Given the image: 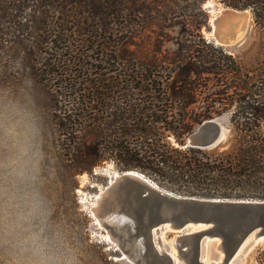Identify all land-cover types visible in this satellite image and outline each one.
<instances>
[{"label":"trees","instance_id":"trees-1","mask_svg":"<svg viewBox=\"0 0 264 264\" xmlns=\"http://www.w3.org/2000/svg\"><path fill=\"white\" fill-rule=\"evenodd\" d=\"M200 1L0 0V18L20 37L24 68L68 97L50 116L70 162L108 159L175 193L264 198V0H220L250 11L242 53L203 38ZM136 16L178 26L168 61L125 47ZM202 73L211 90L208 109L196 111ZM221 114V140L186 144L201 120Z\"/></svg>","mask_w":264,"mask_h":264},{"label":"rangeland","instance_id":"rangeland-1","mask_svg":"<svg viewBox=\"0 0 264 264\" xmlns=\"http://www.w3.org/2000/svg\"><path fill=\"white\" fill-rule=\"evenodd\" d=\"M186 3L191 7V0H186ZM200 8L207 14V21L201 26L200 33L206 41L215 44L211 34L212 18H218L225 10H246L248 17L243 38L238 43L222 46L236 53L250 48V41L243 42L252 31L251 15L247 8H234L220 0H201ZM145 21V18L137 16L129 18L124 27H133L130 29L134 32L127 36L125 47L146 58L155 55L158 62L168 61L173 56V41L177 37L178 26L174 24L159 28L157 24ZM121 28L117 26V29ZM120 31L125 33L127 29ZM17 38L20 37L15 33L12 21L5 22L0 18V109L23 113L34 131L26 157L19 159L18 151L11 147L5 148L0 155L4 163L3 180L0 181L6 193L4 200L24 190L37 191L44 202L45 215L33 221L32 231L39 233L40 240L49 248L70 247L79 264H136L110 239H106V231L97 224L91 211L97 193L118 170L108 159L90 157L79 164L70 162L63 155L60 137L50 114L60 108L68 97L64 92L60 93L61 89L53 90L54 85L42 82L40 78L34 77L31 70L24 68L19 61L20 50L15 44ZM204 52L208 59V47L204 48ZM200 77L201 85L195 91L197 101L190 106L196 111L208 109V94L211 90L208 73H202ZM216 116H220L224 124L225 115ZM176 192L188 195L184 191ZM193 193V196L208 197L202 192ZM28 235V232L21 233L20 229H10L5 222L4 230L0 232V264H15V259H26L20 249L27 247L21 242ZM173 235L174 231L164 229L160 237L168 241ZM212 245L210 239L209 249ZM239 263L264 264L263 237L246 242Z\"/></svg>","mask_w":264,"mask_h":264},{"label":"water","instance_id":"water-1","mask_svg":"<svg viewBox=\"0 0 264 264\" xmlns=\"http://www.w3.org/2000/svg\"><path fill=\"white\" fill-rule=\"evenodd\" d=\"M218 22L214 19V30L210 22L216 44L238 43L246 33L245 25L239 36H230ZM225 133L222 118L209 117L187 135L186 144L208 147ZM117 173L97 193L91 211L110 241L136 264H240L246 242L264 239V198L180 195L137 170ZM164 229L174 231L168 241L160 237Z\"/></svg>","mask_w":264,"mask_h":264},{"label":"clouds","instance_id":"clouds-1","mask_svg":"<svg viewBox=\"0 0 264 264\" xmlns=\"http://www.w3.org/2000/svg\"><path fill=\"white\" fill-rule=\"evenodd\" d=\"M34 138V131L23 113L6 112L0 109V155L5 148L11 147L18 151V158L28 155V145ZM3 160L0 159V181L3 180ZM22 174V173H21ZM2 184H0V232L4 230L5 222L10 229H20L28 232L21 247V255L26 259H15V264H79V260L70 247L49 248L33 232V221L45 215L44 202L35 190H24L13 193L7 201Z\"/></svg>","mask_w":264,"mask_h":264},{"label":"bare ground","instance_id":"bare-ground-1","mask_svg":"<svg viewBox=\"0 0 264 264\" xmlns=\"http://www.w3.org/2000/svg\"><path fill=\"white\" fill-rule=\"evenodd\" d=\"M214 19H217V16H216V18L213 17L212 21H211L213 30L216 27V25L214 24ZM218 20H219L218 23L223 25L222 29L224 30V32H226L230 36L233 34H234V36H239L241 34V32L243 31V28L246 25L247 14L243 13V11H237L234 9L233 10L232 9L231 10H225L224 12H222V15L218 16ZM117 174L118 173L115 172L113 174V176H116ZM113 176L111 177V180H112ZM101 191H102V189H101ZM97 200H98V197H96L95 204L97 203ZM104 236L106 237V239H108V240L110 239L108 234L105 233ZM170 254L173 257L174 261L176 262L177 259L174 257L173 250H171Z\"/></svg>","mask_w":264,"mask_h":264}]
</instances>
